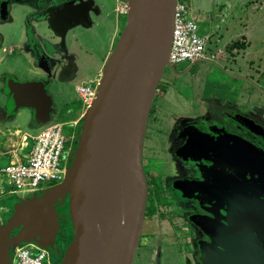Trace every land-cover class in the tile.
<instances>
[{
  "label": "water",
  "instance_id": "95a60500",
  "mask_svg": "<svg viewBox=\"0 0 264 264\" xmlns=\"http://www.w3.org/2000/svg\"><path fill=\"white\" fill-rule=\"evenodd\" d=\"M176 5L177 0H128L126 26L83 119L70 170L62 183L18 208L0 230V264H12L10 249L20 243L54 247L65 218L74 237L59 264H134L149 195L144 145L160 82L166 69L174 68L169 55ZM56 10L49 21L56 33L83 20L77 6L69 15L66 7ZM7 93L8 113L28 108L37 123L51 120L52 99L41 85L8 80ZM245 120L264 139V128ZM243 145L247 158L253 157V162L242 157L244 167L250 170L257 162L264 171V151ZM262 178L252 181L254 190L230 180L227 215L224 224L211 226L210 241L202 244L203 264H264Z\"/></svg>",
  "mask_w": 264,
  "mask_h": 264
},
{
  "label": "flooded vegetation",
  "instance_id": "af4514ba",
  "mask_svg": "<svg viewBox=\"0 0 264 264\" xmlns=\"http://www.w3.org/2000/svg\"><path fill=\"white\" fill-rule=\"evenodd\" d=\"M80 1L0 0V61L6 52V33L3 32V28L14 24L15 14H18L22 16L20 22L25 31L24 41L23 45L13 46L11 53L18 52L24 58L31 57L33 63L38 64L40 61L49 60L51 67L48 68L45 65L48 68L46 72L53 78L56 73L51 68L65 64L67 66L61 68L62 72L55 80L58 78L63 81V78L68 76L71 78L75 71V63L68 61L67 64L66 59L61 60V55H58L56 51H60L58 47L67 43L70 37L77 39L79 32L90 33L95 21L93 15L95 2L82 0L84 10L80 11V14L83 20L79 25H68L65 31L56 33L49 21L52 13L57 11L56 9L66 7L69 15L68 10L79 6ZM86 11H88L87 17L84 16ZM86 19H89L88 24L85 23ZM44 27L48 28V34H42L41 29ZM8 80L17 82L9 77L4 79V94L6 95H9L7 93ZM17 83H37L48 94L43 82ZM219 101L221 100L213 98L209 111L189 121L180 116H173V122L168 126L169 128L165 130L166 128L162 127L158 134L159 137L157 136L154 141H151V135L148 133L149 124L145 139L143 162L149 186L145 224L152 220V213L158 205L173 206L179 210L178 218L184 226H187L186 230L184 226L182 227V232L188 234L186 246L190 250L185 264H203L202 244L210 241L211 226L218 225L220 222L224 224V217L227 215L226 208L231 190L230 180H234L237 186L247 184L254 190L255 186L252 181L263 179L264 171L260 163L254 162L250 170L242 164V157L253 162V157L247 158V153H244L246 150L243 148L244 143L249 142L264 151V139L247 126L245 118L253 119L264 128L263 117L258 120L255 115L243 112L236 106L237 103ZM155 174L159 175V179ZM18 231L15 232L18 233ZM142 239L154 241L153 235L142 234L136 257L147 250L144 245L141 247ZM171 242L166 243L175 244ZM150 248L148 247V250ZM59 263L53 261V264ZM152 264H161L158 252L152 254Z\"/></svg>",
  "mask_w": 264,
  "mask_h": 264
},
{
  "label": "rangeland",
  "instance_id": "374dc122",
  "mask_svg": "<svg viewBox=\"0 0 264 264\" xmlns=\"http://www.w3.org/2000/svg\"><path fill=\"white\" fill-rule=\"evenodd\" d=\"M92 1L95 2V10L93 11L95 21L93 23L92 30L89 31L90 33L86 34L79 32L77 39L70 37L67 43L58 47V50L60 49V51H56L58 55H61V60L66 59L67 64L68 61L75 63V71L69 79H63L62 81V79L59 80L57 78L53 86L50 88L49 93L54 99L57 110L52 113V119L48 122V125L55 124L56 122H66L70 119L67 114L69 111L68 109L78 111L82 109V107L84 108L83 102L79 99L81 96L78 93V88L94 82L92 80L96 74H98L100 70L103 72L106 62L126 26V14L128 11L127 0H121V3H118L120 0ZM204 1L206 3L205 7L214 9V0ZM77 7L80 11L84 10L82 0L80 1V5ZM117 7L119 12L120 8H122L124 13L123 15L118 14L119 12L117 13ZM200 14H202V12H200ZM19 16L20 15L15 14V18L17 20L15 19L14 24L8 26L6 25L3 28V32L9 36V41H7L6 44L7 47L11 45H23L25 31L22 29V23L20 22L21 18L18 19ZM118 17H120V25L116 27ZM194 19L201 28L203 26L202 19H198V17H194ZM262 21L264 27V18ZM88 22L89 19H86L85 23L88 24ZM201 30L204 31V29ZM213 47L214 40L211 39V41L209 40L207 44L208 52H210V49ZM62 51L65 52L63 53ZM254 51L256 54H262L264 57V31L263 37L260 41L256 42V49H254ZM255 53L253 57L256 55ZM5 57L6 59L8 58L7 55H5ZM24 61H26V59L22 58L21 62L23 63ZM45 61L46 62L40 61L41 66L45 69L50 68V61ZM238 63L240 64V61H238ZM65 66L67 65L63 64L62 66H56L55 68L52 67L51 69L54 72L59 70L58 74H54L53 76L55 78L58 77L61 68H64ZM262 66L263 68L260 69L261 71L258 74L254 70L251 71L244 69V67L240 71H231L230 64L225 61L217 62L215 60H205L196 63L186 61L174 65L173 69H166L158 91H160L163 86H166L167 91L165 92L166 97L163 104L166 106L165 109L169 114L175 113L176 115H185L189 118L193 116L197 117V115L202 116L206 113V111H209V107L207 106L208 104L204 103L202 98L209 96L213 97L215 95L217 99L221 100L219 102L222 103L231 100L233 103H237L236 105H238L240 102L239 105L241 104V107L244 108L242 109L243 112L251 111L254 114L256 113L258 116H262L264 120V65L262 64ZM190 67L191 70L187 74L180 76ZM253 67L256 68V70L258 69L256 61L253 63ZM48 72L50 73L51 71L49 70ZM100 79L93 85L98 86ZM166 79L168 80L169 86L166 83ZM242 95L244 96L241 97ZM192 97H194V104L189 102L192 100ZM156 99H158L157 96ZM1 100H3V98H0V105L2 104ZM173 116H170L169 118H160L159 120L154 121L156 126H150L148 131L151 135V141L156 140V137L162 127L166 128L165 130L169 128L168 126L173 122ZM158 121L161 124L159 126H157L156 123ZM20 122L22 123V126L25 127V131L33 134L37 133L38 130L34 129V127L37 126L31 125L30 121L22 118ZM64 126L65 133L71 140L69 145H72L75 155L82 127L80 126V128L74 129L73 125L69 123ZM150 144H152V142ZM0 164L4 163L1 162ZM8 165L9 163L1 166L0 170H3ZM0 174L1 178L7 180V177L2 174V172ZM155 175L159 179V175ZM41 194H43V191L33 193L24 190H17V194L13 196L8 194L5 195V201L4 197H1L0 204L7 202L10 197L19 199V197L23 196V198L27 200H32ZM179 214V210H176L173 206L166 207L158 205L155 208V211L152 213V220H149L148 223L144 225V232L142 233L143 235H145V233L146 235H153L154 241H152V239L148 241L142 239L141 247L144 245L147 250L143 251L139 257L135 256V264H152V254H156L157 252L158 258H161V264L186 263L190 254L189 247L186 246L188 234H184L182 232L184 223L180 218H178ZM184 227L186 230L187 226ZM73 237V227L71 221L65 218L62 220L61 231L57 236L55 248H62L63 252L66 251L72 243ZM169 241H172L171 243L175 244L171 245L166 243ZM148 247L151 248L148 250ZM61 256L59 258H61Z\"/></svg>",
  "mask_w": 264,
  "mask_h": 264
},
{
  "label": "crops",
  "instance_id": "0c3cea01",
  "mask_svg": "<svg viewBox=\"0 0 264 264\" xmlns=\"http://www.w3.org/2000/svg\"><path fill=\"white\" fill-rule=\"evenodd\" d=\"M214 2V9L205 7L206 3L204 0H192V2H190V17L193 19L194 17L202 19L203 26L200 28V32L203 35L208 36L210 41L211 39L214 40V47L210 49V52H208V55L210 56L209 60H215L217 62L225 61L226 63L230 64L231 71H240L244 67V69H248L251 71L254 70L259 74L261 71L260 69L263 68L262 64L264 65V57L262 56V54H256L254 49H256V42L260 41V39L263 37L264 27L262 20L264 18V0H214ZM118 3H121V0ZM121 10L122 8H120V12L118 11V14L123 15V10L122 13ZM200 12H202V14H200ZM201 15L203 18L201 17ZM20 17L22 16H19V18ZM118 25H120V17L117 18L116 27H118ZM201 29H204L205 32ZM48 31L49 30L47 27L41 29L42 34H48ZM5 40L6 52L3 55V58L1 59L2 61H0V98H3V100H1L2 104L0 105V163H4L0 164V168L1 166L6 165L8 163L10 165L13 160H17L16 155L18 154L21 159H23L24 156L27 155L31 146L33 145V140L37 136H39L46 127L49 126L48 122L43 124L37 123L34 120L33 111L28 108H20L13 114L8 113L10 95L4 94V79L9 77L17 82H43L48 94H50V88L55 83V79L52 76L48 75L46 69H44L40 64L36 62L33 63L31 57H29L30 59L25 57L27 60L22 63L21 59L24 58L23 55L18 52L11 53L13 46H6L7 41H9V36L7 34ZM254 53L256 55L253 57ZM5 55L8 56L7 59ZM238 61H240V64L238 63ZM255 61L257 62L258 66L257 70L253 67V63ZM190 70L191 67L180 76L187 74ZM58 71H55V73L58 74ZM60 72H62V69L60 70ZM101 75L102 70H100L99 73L96 74V76L93 78L92 81L94 82H91L87 85H93L98 82ZM166 83L169 86L168 80ZM166 91V86H163L162 89H160V91H158L156 94L158 99H156L155 96L150 115V126H156L154 124V121H157L160 118L167 117L168 115L169 116L167 118L175 115L177 117L180 116V118L186 119L187 121L194 117L193 116L189 118L185 115H176L175 113L169 114L168 111H166L165 109L166 106L163 104V101L166 97ZM243 96L244 95H242L241 97ZM193 98L194 97H192V100L190 101L188 100L191 104H194ZM213 98H215V95L213 97H203L202 101L204 103H207V106L210 108L212 103L211 101ZM51 99L53 105L51 112L52 116V113L57 110V107L54 103V99L52 97ZM79 99L80 101H82L81 98ZM229 101L232 103L231 100ZM239 103L236 106H238L240 109H244L243 107H241V104L239 105ZM68 110L69 111L67 112V114L70 119H68L66 122H60V124H72L74 129H78L80 128V126L82 127L83 119L87 112L85 104L84 108L82 107V109L78 111H75L74 109ZM247 113L255 115L258 120H261L260 118H262V116L260 117L256 115V113L254 114L251 111ZM22 118L30 121L31 125L37 126L34 127V129L38 130L37 133L33 134L28 131H25V127H23L22 123L20 122ZM156 123L157 126L161 125L159 121ZM50 188L51 187H46L45 189H43V194ZM7 194L13 196L17 194V191L11 186L8 178L7 180H5L0 177V198L4 197L5 201V195ZM43 194L36 196L32 200H27L23 198V196L19 197V199L10 197L7 202H3L2 204H0V230L8 224V221L15 215L18 208L22 207L24 204L29 205L35 202V200ZM61 221L62 220H60L59 233L61 231ZM15 231H13L12 237L17 234ZM32 243L37 245L36 242ZM25 244L27 243H20L11 247L9 256L12 264H17V250ZM55 245L54 247H49L45 249L49 254L51 264H53V261L59 263L63 259L66 252H63L62 248H55ZM60 256L61 258H59Z\"/></svg>",
  "mask_w": 264,
  "mask_h": 264
},
{
  "label": "built area",
  "instance_id": "2783aa9c",
  "mask_svg": "<svg viewBox=\"0 0 264 264\" xmlns=\"http://www.w3.org/2000/svg\"><path fill=\"white\" fill-rule=\"evenodd\" d=\"M190 2L192 0H177L169 55L173 66L186 61L196 63L210 59L207 50L209 38L200 32V26L190 17ZM97 87L86 85L78 88L87 109L96 97ZM64 127L60 123L46 127L33 140L23 159L18 154L17 160L1 170L16 191L36 193L64 181L74 160V149L69 145L71 140ZM50 260L48 252L34 243L23 245L16 253L17 264H51Z\"/></svg>",
  "mask_w": 264,
  "mask_h": 264
}]
</instances>
